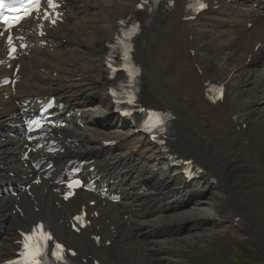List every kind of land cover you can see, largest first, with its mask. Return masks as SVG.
Instances as JSON below:
<instances>
[{"label": "bare ground", "instance_id": "1", "mask_svg": "<svg viewBox=\"0 0 264 264\" xmlns=\"http://www.w3.org/2000/svg\"><path fill=\"white\" fill-rule=\"evenodd\" d=\"M136 1L64 0L63 7L67 8L68 20L73 15L77 20H70L69 24L51 31L47 39L49 44L47 48L34 47L31 50V56L25 58L23 66L26 81L18 86L15 95L11 94V99L15 100L54 93L63 101L65 111L70 113L67 118L70 122L74 123L78 119L76 114L80 111L79 117L85 123L95 126L86 127L83 132L78 129L72 131L74 141L68 145L77 143L74 146L77 154L95 157L106 185L111 190L119 189L124 193V201L117 206V212L113 215V218L117 219L120 231L126 233L124 238H121L120 232L118 240L113 246L108 247L109 249L94 247L87 239L88 234L74 235L67 230L65 222L59 224V219L66 218L65 214L69 207L65 204L58 207L54 203V198L55 200L57 198L53 192H45V188H39L36 191L38 196L36 204L29 201L26 195H21L19 201L9 196L0 197L2 230L0 262L7 259L15 248L14 241L18 239L17 229L40 218L46 219L57 236L79 251L80 258L76 259L75 264H92L91 259L87 258L88 255H95L108 264L111 259H121L128 248L127 245H134L132 239H140V234L147 231L148 227L159 225L156 229L150 230L147 237H159L163 232L170 230L167 227H177L178 229L172 232L173 235L166 234L172 237L151 241L156 244V248H144L143 255L149 260L151 253L154 255L157 247L164 241L191 240V236L183 237L181 231L189 230L188 227L193 226L191 224L204 219L202 217L206 213L199 211L201 209L197 208L199 205L184 208L187 203L185 199L194 201L197 197L194 192L189 191V194H186L185 185L183 188L172 186L163 178H156V174L161 170L156 173L147 158H135L132 153L121 154L118 145L112 149L100 147V141L109 139V135L104 134L100 127L109 123L122 125L121 121L113 116L99 118V114L111 107L107 91L108 67L104 62V54L107 44L113 39L117 22L126 16L131 18L136 16L146 22L138 45V57L144 74L142 98L147 103L162 104L173 111L176 116L174 122L176 143L182 151L186 148L195 152L203 150L212 152L211 156L220 167L213 173L218 175H216L218 179L220 175L223 177V185L225 189L230 190L229 193L237 205V213L234 215L244 218L248 229L251 228L250 231L254 235L255 229L258 228L261 232L263 230V235L257 236L258 241L264 246V175L259 172L261 165L264 167V156L258 154L260 162L255 163L247 159L248 157L244 155L248 154L241 144L244 141L243 130L237 133L233 129L235 123L230 121V113L235 110L230 108L225 100L212 104L204 97L205 79L197 73L194 66L201 59L189 53L191 46L189 36L192 34L193 26L182 21L184 0H175L173 9L158 4L151 16L134 11ZM235 2L209 0L210 14L218 15L215 23L211 24V27L216 29L213 32L214 37H218L219 42L230 45L227 48L230 53L244 57L242 68L252 65L259 67L264 78V0ZM211 6H216V10H212ZM231 23L232 27L229 25ZM249 23L251 26L247 28ZM220 36L224 37L219 38ZM258 42L261 43V47L255 50ZM50 45L54 49L52 52L49 50ZM248 58L249 61L246 62ZM41 68L49 73L41 72ZM53 73H56V76H53ZM84 75L87 77L80 81L74 80ZM64 79L67 82H64ZM261 100L264 101V96ZM92 102L97 103L95 109L86 107ZM252 105L254 104H247L242 108L243 120H247ZM15 110V106L10 101L3 100L0 94V186L10 180L22 179V174H17V170L20 172L22 166L20 141L8 138L6 132L7 123L16 114ZM153 152L159 158V162H163V154L157 148H153ZM235 158H238L235 161L237 164H234L235 170L232 171L231 167L227 169L225 165H233L231 162ZM149 160L155 161L152 158ZM161 169L167 171L166 167ZM10 172L14 174L13 178L9 176ZM141 184L147 187L144 192L139 191ZM162 186L163 190L171 194L166 193L164 197H160L157 189ZM236 190L239 191V195H236ZM16 203L25 209L23 218L17 211ZM241 204L248 206L250 213H247ZM33 207L41 209L35 212L32 210ZM72 207L73 205L70 208ZM14 209L16 210L13 211ZM169 210L174 211L167 213ZM150 213L154 214V217L149 221L140 220V217ZM123 214H130V218L123 219ZM244 215L250 218L246 219ZM129 221L131 225H128ZM128 239L130 242L125 243ZM136 247V253L142 250L138 244Z\"/></svg>", "mask_w": 264, "mask_h": 264}, {"label": "rangeland", "instance_id": "2", "mask_svg": "<svg viewBox=\"0 0 264 264\" xmlns=\"http://www.w3.org/2000/svg\"><path fill=\"white\" fill-rule=\"evenodd\" d=\"M207 19L208 21L212 20V17L209 15H203L201 20H198L197 25L194 26L192 47L198 49L199 56L203 57L202 69L207 76L216 77L217 79L228 78V82L226 83L227 90L225 100L230 108L237 110L244 108L247 104H254L252 105L253 107H251V113L247 120L241 122V124L246 125L244 133L250 135L251 144L256 150L264 155V101L261 100L264 96L263 73L260 72L259 67L253 65L248 68H242L244 57H239L237 53H230V50H226V47L229 48L230 45H226L225 42H219L218 37H214L212 31L206 32V30L209 29L206 28V25L209 26L212 23H207ZM223 37L224 36H220L219 38ZM194 43L197 46H194ZM234 68L236 69L233 70ZM203 76L205 77V75ZM109 134L114 135L115 131L112 130ZM118 135L122 136L120 132ZM142 144L143 141L141 139L137 145L141 146L144 151H150L148 156L152 154L150 155V158L154 159L156 163L159 162V158L155 152L152 153V150H150L151 147ZM128 151L129 150H124V152ZM211 155L212 152L203 150V157H207L209 161L211 159V165L214 166L216 159ZM247 159L254 160L252 157H248ZM237 160L238 158H235L231 162L233 165H224L227 169L231 167V170L234 171V164H237L235 162ZM152 166H154L156 173H158L159 170L163 171L161 169V164L159 166ZM217 169L218 168H214L213 171ZM171 178L174 180V183L180 181L176 174H173ZM224 186H215L208 190L206 189L202 194L201 203L199 201L201 199V194L194 193L197 197H195L194 201L192 199L193 207L201 204V206L197 208H201L199 211L206 214L202 217L204 218L203 221L196 223L195 225H193L194 223L191 224L193 225L191 231L186 230L185 234H183V237L191 236V240H185L184 242L181 240L172 241L174 239L164 241L157 247L155 254L152 255L151 253L150 259L146 260L145 255H143V253H145L144 248H156V244L151 241L157 240V238L161 239L162 237H172L165 235L178 229L177 227H167L170 230L163 232L161 236L147 237L148 232L156 229L159 225L148 227L147 231H143L140 234V239H132V241L135 242L134 245H127L128 248L120 261H110V264H246L258 257L260 260L264 261V246L258 241L260 243V251H254L253 244L246 239L247 235L250 234L253 238L258 240V238L263 235V230L261 232L258 228L255 229L256 233L254 235L250 232L251 228L250 230H246L244 227L237 228V226L227 222V218L236 212L237 205H235L234 198L229 193L230 190H224ZM181 187L183 188L185 186ZM236 195H239V191L236 192ZM226 197L229 198L228 202L226 201ZM241 206L246 208L244 209L247 213H250L248 206L245 204H241ZM251 215V218L248 217V215L244 216L246 219H252L253 213H251ZM129 222L131 225V221ZM130 239L126 240L125 243H129ZM137 244L142 247V250L139 252L137 251L136 253L135 249H137ZM250 251L253 253L259 251L260 255L251 254Z\"/></svg>", "mask_w": 264, "mask_h": 264}, {"label": "snow or ice", "instance_id": "3", "mask_svg": "<svg viewBox=\"0 0 264 264\" xmlns=\"http://www.w3.org/2000/svg\"><path fill=\"white\" fill-rule=\"evenodd\" d=\"M41 0H8L6 3V0H0V10H8L12 12H16L17 15L9 18L8 16H5L3 14V11H0V22L4 24H8L9 27L14 26L15 24L20 23L23 19H26L27 17L31 16L32 13L39 12ZM49 7H55L54 0H47ZM16 4H19L20 6L17 8L15 7ZM47 12L45 13V18L47 17ZM52 23H55L53 20ZM2 34V33H0ZM43 34V33H41ZM11 36L8 37L9 42H11ZM12 51H15L13 48ZM131 102V101H130ZM79 181H74L73 183H70L68 185L69 188L73 187V184L79 185ZM68 197L65 196V199ZM79 220L80 218L77 217ZM43 226L38 225L37 229L42 230ZM37 235L36 230H33V233L31 235L25 236V249H31L30 252L25 253V255H30L32 259V264H41V261L37 259L38 256H42L44 254L45 248H47V242L52 240V236L50 233H45L43 231H40L39 233V240H36L34 243L30 244L29 241H33L34 237ZM55 249L57 251H53L52 255L56 257L57 260L63 261V246L59 243L55 244ZM75 255V253H72Z\"/></svg>", "mask_w": 264, "mask_h": 264}]
</instances>
